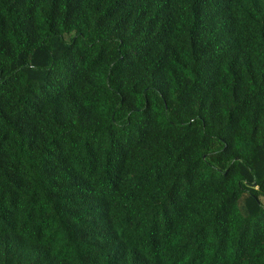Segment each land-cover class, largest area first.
<instances>
[{
	"label": "trees",
	"instance_id": "16d2710c",
	"mask_svg": "<svg viewBox=\"0 0 264 264\" xmlns=\"http://www.w3.org/2000/svg\"><path fill=\"white\" fill-rule=\"evenodd\" d=\"M0 264H264V0H0Z\"/></svg>",
	"mask_w": 264,
	"mask_h": 264
}]
</instances>
